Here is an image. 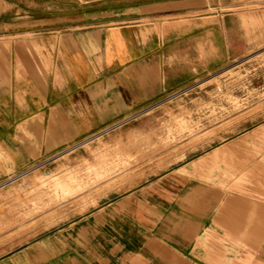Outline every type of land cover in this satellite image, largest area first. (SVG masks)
<instances>
[{
    "label": "crops",
    "instance_id": "0c3cea01",
    "mask_svg": "<svg viewBox=\"0 0 264 264\" xmlns=\"http://www.w3.org/2000/svg\"><path fill=\"white\" fill-rule=\"evenodd\" d=\"M78 1L58 16L7 15L0 3L7 167L38 165L264 41V0ZM216 160L206 152L161 173L132 170L87 207L8 232L1 225L0 264H264V172L248 184L244 174H215L229 166Z\"/></svg>",
    "mask_w": 264,
    "mask_h": 264
},
{
    "label": "rangeland",
    "instance_id": "374dc122",
    "mask_svg": "<svg viewBox=\"0 0 264 264\" xmlns=\"http://www.w3.org/2000/svg\"><path fill=\"white\" fill-rule=\"evenodd\" d=\"M5 1L8 6L0 9L7 15L21 16L71 14L79 3ZM232 1L238 0L222 2ZM236 11L218 8L214 14L232 15ZM195 146L197 150H193ZM206 152H212L214 163L228 157L222 165L229 166L215 168V174H244L248 184L263 174L264 41L243 61H235L187 89L118 120L100 134L38 165L7 167L11 160L0 152V207H4L0 228L3 225L8 232L20 224L50 222L61 217L57 212L71 211L84 203L87 207L94 192L103 198L115 191L126 172L161 173L187 165Z\"/></svg>",
    "mask_w": 264,
    "mask_h": 264
}]
</instances>
